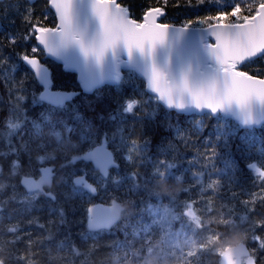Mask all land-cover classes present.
I'll list each match as a JSON object with an SVG mask.
<instances>
[{
  "label": "trees",
  "instance_id": "obj_1",
  "mask_svg": "<svg viewBox=\"0 0 264 264\" xmlns=\"http://www.w3.org/2000/svg\"><path fill=\"white\" fill-rule=\"evenodd\" d=\"M120 2L139 21L144 12L160 7L163 22L185 27L218 10H230L237 2L247 9L249 3L258 7L261 0ZM37 23L57 26L48 0L0 1V258L5 264H140L146 246L158 242L164 248L161 238L176 232L193 238L190 251L194 253L181 256L177 264H217L222 252L218 245L240 231L250 248H258L251 239L247 241L243 225L228 223V213L232 209L236 217L250 215L253 223L264 218L260 187L264 178L249 169L255 164L264 171V125L244 129L221 114L187 115L166 108L130 67L122 70L117 83L85 93L76 73L47 57L34 39ZM190 27L201 28L195 23ZM25 56L37 57L49 67L53 89L78 94L59 107L42 102V87L23 64ZM241 67L264 79V55ZM130 102H137L131 113L126 110ZM102 138L119 167L107 179L90 163H86L90 172L72 164L65 175L70 180L74 173H85L96 185V196L67 181L58 191L61 204L52 206L39 197L25 212L28 204L22 202L21 175H33L49 161L65 168L71 156L89 150ZM161 159L174 161L175 167L167 181L154 185L151 177ZM14 160L21 164L10 175ZM111 200L125 207L120 221L111 230L89 232L84 226L88 205ZM189 203L199 224L181 213ZM13 226L18 231L8 233ZM255 231L264 236V228Z\"/></svg>",
  "mask_w": 264,
  "mask_h": 264
},
{
  "label": "snow or ice",
  "instance_id": "obj_2",
  "mask_svg": "<svg viewBox=\"0 0 264 264\" xmlns=\"http://www.w3.org/2000/svg\"><path fill=\"white\" fill-rule=\"evenodd\" d=\"M51 3L59 14L57 17L59 24L55 28H49L37 23L34 39L38 41V44L48 46L50 40L58 37L62 46L77 45L85 59L93 58L97 64L103 61L107 52L115 50L120 44L124 45L129 58L133 51H138L142 56L150 58L156 47L165 43L169 28L172 27L160 19L164 16V10L160 7L150 8L142 14V21H139L131 14L126 13L119 0H93L92 9L99 21L100 32L85 42L83 34L73 27L72 0H51ZM193 23L199 25L209 38L207 48L219 65V79L214 77L206 83L192 85L187 76L183 75L179 83H174L170 82L168 77L153 64L149 79L151 91L156 93L158 98L165 101L169 107L183 108L184 98L187 96L197 109L207 108L212 113L224 108L225 105L235 104L242 112H247L253 101L264 105V79L250 75L241 67L253 58L264 55V0H261L258 7L249 3L247 9L242 8L241 4L237 2L231 6L230 10H218L215 14L205 16L198 21L187 22L183 30L192 26ZM33 51L37 52L38 49ZM24 58L31 64L37 62L35 59H30L29 56ZM136 105L137 102H130L126 110L131 113ZM245 122L248 120L246 119ZM9 127L16 128L19 125L10 124ZM133 143L135 144V141ZM12 151L15 152L16 149H12ZM39 159L43 160V157H39ZM129 159L131 158L129 157ZM20 164L19 160L12 162L13 170L10 175L16 174ZM174 167V161L159 160L151 177L154 185L162 179L167 181L169 172ZM251 167L259 172V178H264V171L256 168L255 164ZM52 171L53 169H46L44 171L45 178ZM52 179L53 177L49 182ZM21 183L28 187L29 195L22 201L28 204L25 209V212H28L31 210V201L34 199L31 194L40 190V183L29 182L27 179ZM212 186V184L209 185V187ZM2 187L3 185H0V188ZM260 187L264 189V184H261ZM235 195L233 192L234 197ZM262 202H264V197H262ZM242 203L246 205L248 202L243 201ZM205 210L209 211L210 207ZM116 211L117 205L113 203L110 210L112 218H116ZM182 215L191 216L199 224V217L196 216L190 203L183 205ZM34 221L35 218L29 220L28 223L31 224ZM228 223L243 225L247 241L251 239L253 244L258 245V248H250L247 244L245 247V254L250 258L248 264H257L253 253L257 250H264V236L257 234L255 229L264 228V218L253 223L250 215L236 217L233 215V210L229 209ZM89 226H93L91 220ZM17 231L18 226L7 228L8 233ZM192 235L194 236L195 232ZM16 239H19V236ZM181 255L183 258V250ZM186 255L190 257L194 253L189 251ZM188 264L191 262L189 261ZM220 264H236V261L230 252H222Z\"/></svg>",
  "mask_w": 264,
  "mask_h": 264
},
{
  "label": "water",
  "instance_id": "obj_3",
  "mask_svg": "<svg viewBox=\"0 0 264 264\" xmlns=\"http://www.w3.org/2000/svg\"><path fill=\"white\" fill-rule=\"evenodd\" d=\"M120 1L121 0H119V3H121ZM48 2L49 6L55 12L56 17H58L59 14L51 3V0H48ZM72 4L73 27L76 31L82 33L85 42H88L100 32L99 21L95 17L92 9L93 0H72ZM126 13L129 14L128 10H126ZM58 24L59 20L57 18V25ZM184 28L185 27L182 26L170 27L165 43L163 45H158L150 58L142 56L138 51H133L131 58H129L124 45L120 44L115 50L107 52L100 64H97L93 58L85 59L79 47L75 44L62 46L58 37H54L50 40L48 46L39 45L43 48L47 57L62 64L66 70L76 73L81 89L85 93H91L104 84L117 83L120 69L130 67L145 80L146 90L151 95L158 98L157 94L152 92L149 88V79L153 64L165 75H169V81L174 83H179L183 75L187 76L189 83L192 85L206 83L214 77L217 79L220 77L219 65L210 54L207 44L203 43L208 38L205 31L202 28L187 27L186 30H183ZM260 56L261 55L257 57ZM118 57H122L125 62L119 64L117 62ZM29 58L35 59L37 62L31 64L23 58V64L33 72L37 82L41 85L42 90L39 93V99L42 102L52 105L53 107H59L71 101L78 94V92L75 91L52 89L51 70L49 67L42 63L37 57L29 56ZM202 68H204L203 71H201ZM158 101L169 109L187 115H203L210 113L212 115L221 114L225 117H231L244 129L264 125V105H261L257 101L252 102L247 112H242L237 105L232 104L230 106L225 105L224 108L217 110L215 113H212L207 108L197 109L187 96L184 98L183 108H177L175 106L169 107L165 101L159 98ZM246 119L248 122H245ZM80 161L91 163L93 168L99 172L103 179L108 178L112 169L119 167V163L115 159L111 148L108 146L106 138H102V140L91 149L81 154H76L71 158V163ZM252 165L249 166V169H252ZM256 168L258 167L256 166ZM46 169H54V166H42L38 178L29 175L22 176L20 178V184L24 190L28 192V187L21 183V181L25 179L29 182L34 181L40 183V190L45 186H51L53 179L51 182H49V180L53 177V171L48 173L47 178H45L44 171ZM260 171L263 170L260 169ZM257 173L259 174V172ZM72 182L82 187L87 194L91 196L97 195L96 186L87 179L86 174L74 176ZM113 203L117 205L116 218H112L110 212ZM124 209V205L117 200H112L108 203L97 201L90 204L87 208V229L90 232L110 230L119 222ZM186 216L191 217L188 215ZM90 220L93 223L92 227L89 226ZM243 251H245V249ZM222 252H230L236 264H241L239 252L233 253L232 250L227 247H225ZM220 260L221 254L219 256V264ZM0 264H5V262L0 259Z\"/></svg>",
  "mask_w": 264,
  "mask_h": 264
},
{
  "label": "rangeland",
  "instance_id": "obj_4",
  "mask_svg": "<svg viewBox=\"0 0 264 264\" xmlns=\"http://www.w3.org/2000/svg\"><path fill=\"white\" fill-rule=\"evenodd\" d=\"M208 39L209 38H207L203 43L204 44H207L208 43ZM213 43H214V41H213ZM123 69L124 68L120 69V71L118 73V78L117 79L120 78L121 72H122L121 70H123ZM68 164H71V159L68 160ZM75 165L76 166H79V167H81L83 169H85L86 170L85 172H90L89 169H88V167L86 166V163L83 162V161L82 162H78ZM115 169H117V168H115ZM65 170L66 169L64 168L63 171H65ZM25 175L26 174L21 175L19 177V180H20V178L22 176H25ZM63 177H64V175L62 174V178H58V181L59 182H61L62 180L68 181V178L66 176H65V179H63ZM86 177H87V175H86ZM182 211H183V209H182ZM187 218L189 219L190 222L197 224L196 223L197 221L195 219H193L192 217H187ZM186 236H187V239H185ZM161 240L164 243L163 244L164 245V248H160L158 242L151 243V246H146L145 252L142 254V258L140 259V264H177V262H179V261L181 262L180 257L182 256L181 255V251L182 250H183V252L186 249H188V248H189L188 251L192 250L191 244L193 242V238L190 235L186 234V233H181V232L172 233L170 235L165 236L164 238H161ZM144 244H146V243H144ZM186 254H184V255H186Z\"/></svg>",
  "mask_w": 264,
  "mask_h": 264
},
{
  "label": "flooded vegetation",
  "instance_id": "obj_5",
  "mask_svg": "<svg viewBox=\"0 0 264 264\" xmlns=\"http://www.w3.org/2000/svg\"><path fill=\"white\" fill-rule=\"evenodd\" d=\"M41 91V90H40ZM40 93V92H39ZM97 145V144H96ZM91 149V148H90ZM72 157V156H71ZM71 157L69 158V159H71ZM80 162H82V161H80ZM78 162H76V163H71V164H69V165H65V171H63V169L64 168H61V167H59L58 165H56L55 163H53V161H49V162H47V163H44V164H42V165H40V167L38 168V171L36 172V173H34L33 175H29V176H34L35 178H38L39 177V175H40V168L42 167V166H46V165H51V166H54V169H53V181H52V185L51 186H45V187H43V189L42 190H39V191H35V192H33L31 195L32 196H34V199L33 200H35L36 198H39V197H42V198H45V199H47V200H49L51 203V205L52 206H55V205H57V204H61V202H62V200H61V196H60V193H61V191L63 190V187H64V185L66 184V182L67 181H65V180H62L61 182H59L58 181V178H62V174L64 175V177H63V179H65V175L66 176H68L69 175V173H68V170L70 169V167L72 166V164H77ZM85 163H87V162H85ZM91 164V163H90ZM93 167V166H92ZM97 171V170H96ZM99 173V172H98ZM80 173H74V174H72L71 175V177H70V180H68L70 183H72L75 187H77V188H80V189H82L84 192H86L82 187H79V186H77V185H75L73 182H72V178L74 177V176H76V175H79ZM81 174H85V173H81ZM100 175V174H99ZM100 177H101V175H100ZM102 178V177H101ZM87 179H88V177H87ZM103 179V178H102ZM89 180V179H88ZM90 181V180H89ZM19 182H20V180H19ZM91 182V181H90ZM92 183V182H91ZM94 184V183H93ZM95 185V184H94ZM96 186V185H95ZM22 188V187H21ZM59 189H61V191L59 192V199H58V197H57V195H58V191H59ZM22 190H23V192H24V194H22V197L23 198H25L26 196H28L29 195V193L28 192H26L23 188H22ZM87 193V192H86ZM26 195V196H25ZM33 200L31 201V202H33ZM112 201V200H111ZM1 202V201H0ZM94 203V202H93ZM92 204V203H91ZM90 205V204H89ZM88 205V206H89ZM88 208V207H87ZM71 217H72V220H74L73 219V216L71 215ZM86 220H87V209H86V219H85V221H84V226L87 228V226H86ZM113 228V227H112ZM111 228V229H112ZM110 229V230H111ZM105 231H108V230H105ZM54 232V231H53ZM90 232V231H89ZM99 232V231H98ZM91 233H93V232H91ZM262 253H264V252H258V251H255L254 253H253V255H254V258H255V260H256V262H257V264H264V258L261 256L262 255ZM221 254V253H220ZM220 256V255H219ZM241 262V264H243V262L242 261H240ZM217 264H219V259H218V262H217Z\"/></svg>",
  "mask_w": 264,
  "mask_h": 264
},
{
  "label": "clouds",
  "instance_id": "obj_6",
  "mask_svg": "<svg viewBox=\"0 0 264 264\" xmlns=\"http://www.w3.org/2000/svg\"><path fill=\"white\" fill-rule=\"evenodd\" d=\"M225 247L230 248L233 253L239 252L240 260L243 264H247L250 258L245 254V251H243L246 247V235L244 232H237L226 242L220 243L218 245V251H223Z\"/></svg>",
  "mask_w": 264,
  "mask_h": 264
},
{
  "label": "bare ground",
  "instance_id": "obj_7",
  "mask_svg": "<svg viewBox=\"0 0 264 264\" xmlns=\"http://www.w3.org/2000/svg\"><path fill=\"white\" fill-rule=\"evenodd\" d=\"M117 62H118L119 64H122L123 62H125V60H124L122 57H118ZM203 70H204V68L201 69V71H203ZM114 75H116V74H114ZM166 76H167L168 79L170 80L169 75H166Z\"/></svg>",
  "mask_w": 264,
  "mask_h": 264
}]
</instances>
